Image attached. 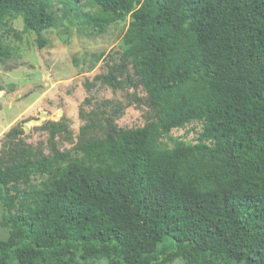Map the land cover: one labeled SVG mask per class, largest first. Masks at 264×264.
Wrapping results in <instances>:
<instances>
[{"label": "trees", "instance_id": "1", "mask_svg": "<svg viewBox=\"0 0 264 264\" xmlns=\"http://www.w3.org/2000/svg\"><path fill=\"white\" fill-rule=\"evenodd\" d=\"M54 1L0 0V28L20 14L43 48L59 28ZM57 1L95 6L98 34L130 17L124 50L95 80L132 89L129 105L149 116L121 128L80 109L73 158L54 142L64 117L46 124L49 154L21 124L6 132L0 264H264V0ZM9 55L0 43V62ZM192 122L196 144L159 145Z\"/></svg>", "mask_w": 264, "mask_h": 264}, {"label": "rangeland", "instance_id": "2", "mask_svg": "<svg viewBox=\"0 0 264 264\" xmlns=\"http://www.w3.org/2000/svg\"><path fill=\"white\" fill-rule=\"evenodd\" d=\"M53 12L59 18V28L43 31L46 41L43 48L33 31H25L22 15L6 16L0 28V43L10 52L0 62V149L4 134L13 126L24 128L23 140L33 147H42L50 153L47 122H59L64 117L69 133L55 137L56 147L69 157H79L75 145L80 128L85 122L79 117L80 109L93 118L116 114L115 123L121 128H140L145 125L149 111L145 105L129 102L132 89L113 90L96 81L98 75L107 73L105 61L125 48L124 37L130 17L110 23L105 31L97 33L91 16L98 12L92 5L79 4L70 11L57 0ZM90 88V89H89ZM145 97L142 89L137 91ZM117 110V113H114ZM48 115V119L43 118ZM55 117V120L51 118ZM42 119L41 124L32 120ZM203 130L201 122H192L172 130L169 137H162L159 145L172 148L176 143L196 144ZM69 134H71L69 136ZM40 177L33 179V184ZM6 214L0 203V222ZM9 235V228L0 225V240ZM93 264H107L106 259ZM172 264H183L180 260Z\"/></svg>", "mask_w": 264, "mask_h": 264}, {"label": "water", "instance_id": "3", "mask_svg": "<svg viewBox=\"0 0 264 264\" xmlns=\"http://www.w3.org/2000/svg\"><path fill=\"white\" fill-rule=\"evenodd\" d=\"M0 93H1V91H0ZM42 116H43L44 119H48V115L47 114H43ZM51 119L52 120H55L56 118L55 117H52ZM42 122H43L42 119L32 120L31 121L32 124H41Z\"/></svg>", "mask_w": 264, "mask_h": 264}]
</instances>
